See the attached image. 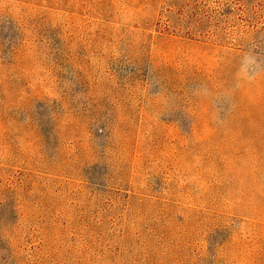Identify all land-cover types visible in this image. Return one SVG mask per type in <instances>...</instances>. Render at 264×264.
Listing matches in <instances>:
<instances>
[{"label": "rangeland", "instance_id": "obj_1", "mask_svg": "<svg viewBox=\"0 0 264 264\" xmlns=\"http://www.w3.org/2000/svg\"><path fill=\"white\" fill-rule=\"evenodd\" d=\"M0 20V264H264V80L222 127L189 98L231 83L264 0H0Z\"/></svg>", "mask_w": 264, "mask_h": 264}, {"label": "clouds", "instance_id": "obj_2", "mask_svg": "<svg viewBox=\"0 0 264 264\" xmlns=\"http://www.w3.org/2000/svg\"><path fill=\"white\" fill-rule=\"evenodd\" d=\"M5 21L0 20V23ZM121 22H124L123 17ZM150 75L151 79L147 81L148 92L145 103L149 106L152 118L161 121L162 115L172 113L171 109L175 104V97L172 94H166L162 85L158 83L157 77L151 72ZM257 80H264V37H253L245 45L242 54L236 61L232 81L229 85L221 89H213L206 83H200L190 88L189 98L194 101L209 103L211 105L210 119L216 126L222 127L235 110L236 93L240 87L245 84L252 85ZM68 83L71 85L72 82L68 81ZM153 89H158V91L154 92ZM156 99L160 100L158 107L162 108L163 111L152 109V102Z\"/></svg>", "mask_w": 264, "mask_h": 264}]
</instances>
